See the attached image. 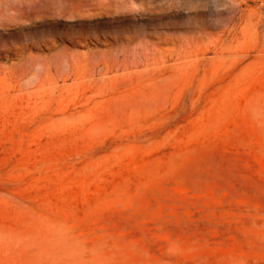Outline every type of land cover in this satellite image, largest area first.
Returning a JSON list of instances; mask_svg holds the SVG:
<instances>
[{"label": "rangeland", "instance_id": "obj_1", "mask_svg": "<svg viewBox=\"0 0 264 264\" xmlns=\"http://www.w3.org/2000/svg\"><path fill=\"white\" fill-rule=\"evenodd\" d=\"M0 264H264V0H0Z\"/></svg>", "mask_w": 264, "mask_h": 264}, {"label": "bare ground", "instance_id": "obj_2", "mask_svg": "<svg viewBox=\"0 0 264 264\" xmlns=\"http://www.w3.org/2000/svg\"><path fill=\"white\" fill-rule=\"evenodd\" d=\"M113 3H114V2H113ZM109 4H110V3H109ZM140 5H141V4H140ZM101 6H102V5H101ZM107 10H109V9H107ZM111 13H112V12H111ZM153 53H154V52H153ZM162 55H163V54H162ZM145 57H146V56H145ZM157 57H158V56H157ZM178 64H179V63H178ZM178 64H177V65H178ZM178 66H179V65H178ZM66 87H67V86H66Z\"/></svg>", "mask_w": 264, "mask_h": 264}]
</instances>
